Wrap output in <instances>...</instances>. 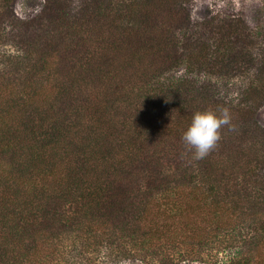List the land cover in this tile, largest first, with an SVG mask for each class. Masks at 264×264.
I'll use <instances>...</instances> for the list:
<instances>
[{
    "label": "trees",
    "instance_id": "1",
    "mask_svg": "<svg viewBox=\"0 0 264 264\" xmlns=\"http://www.w3.org/2000/svg\"><path fill=\"white\" fill-rule=\"evenodd\" d=\"M16 2L0 0V264H264L259 31L155 22L162 0ZM208 108L231 127L195 159L182 135Z\"/></svg>",
    "mask_w": 264,
    "mask_h": 264
},
{
    "label": "rangeland",
    "instance_id": "2",
    "mask_svg": "<svg viewBox=\"0 0 264 264\" xmlns=\"http://www.w3.org/2000/svg\"><path fill=\"white\" fill-rule=\"evenodd\" d=\"M141 1L151 4L153 0ZM40 5L41 0H17L15 9L20 16L27 17L36 13ZM162 7H164V9L159 10L152 17L155 22L169 19L170 17H168V15L170 14L176 15L175 17L180 20L186 18L195 21H204L207 19L220 20L226 16H230L245 21L249 27L258 30L261 34V38L257 39L254 48L250 49V53H253L255 56V59L253 57L252 66L255 67L259 64L258 62L262 54L259 53L256 47L261 48L264 53V0H162ZM149 17L151 18V16ZM137 20V16H134L131 22L136 23L138 22ZM8 49L17 50V47L8 46ZM241 82V79L236 78L233 80L232 86L237 88ZM237 94L238 90L236 89L232 97L237 99ZM257 114L264 123V103ZM262 156H264L263 153H254L252 158L256 161L260 160ZM121 264L132 263L124 262Z\"/></svg>",
    "mask_w": 264,
    "mask_h": 264
},
{
    "label": "clouds",
    "instance_id": "3",
    "mask_svg": "<svg viewBox=\"0 0 264 264\" xmlns=\"http://www.w3.org/2000/svg\"><path fill=\"white\" fill-rule=\"evenodd\" d=\"M231 113L227 108L196 111L182 135L184 144L193 151L195 159H202L221 138V128L231 127Z\"/></svg>",
    "mask_w": 264,
    "mask_h": 264
}]
</instances>
